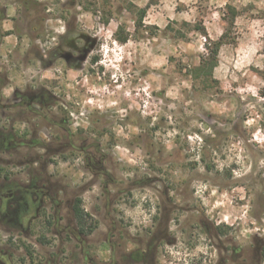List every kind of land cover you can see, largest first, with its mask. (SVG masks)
I'll list each match as a JSON object with an SVG mask.
<instances>
[{"label":"rangeland","instance_id":"374dc122","mask_svg":"<svg viewBox=\"0 0 264 264\" xmlns=\"http://www.w3.org/2000/svg\"><path fill=\"white\" fill-rule=\"evenodd\" d=\"M21 1L0 0L8 15L0 62L11 84L4 95L44 86L59 98L71 130L101 144L116 183L128 191L113 203L116 220L122 212L133 233L149 224L156 194L168 193L180 219L182 210H198L223 227L222 241L245 250L247 262L226 264H264V0H29L28 10ZM148 3L146 29L134 33L126 8ZM228 7L236 12L232 26ZM63 19L71 33L94 43L88 50L74 34L59 41L73 49L75 70L47 56L64 32ZM35 25L41 29L33 32ZM119 26L129 35L124 44L114 37ZM198 26L211 41L227 35L211 78L198 70L206 54ZM98 193L92 188L85 205L95 212L92 254L105 258L109 216ZM187 232L177 247H166L171 261L160 264H222L218 238L193 226Z\"/></svg>","mask_w":264,"mask_h":264},{"label":"flooded vegetation","instance_id":"af4514ba","mask_svg":"<svg viewBox=\"0 0 264 264\" xmlns=\"http://www.w3.org/2000/svg\"><path fill=\"white\" fill-rule=\"evenodd\" d=\"M21 2L28 10L29 0ZM6 12V6H0V52L8 36L4 37L2 26ZM62 21L64 32L47 56L75 70L80 62L73 60V49L58 47L60 40L74 34L66 19ZM39 27L33 26L32 31ZM74 35L87 40L88 50L94 45L89 35L80 31ZM76 44L82 46L81 40ZM7 70L0 62V234L7 235L0 239V264H160L166 257L171 261L172 251L166 247H177L191 226L220 240L214 248L222 264L247 262L245 250L227 238L222 241L223 227L214 226L203 213L182 210L186 214L180 219L176 214L180 209L168 193L161 199L156 194L158 207L149 224L132 233L122 212L116 220L117 211L112 209L128 191L125 183H116L110 155L89 134L71 130L59 98L44 86L12 87L4 95L11 86L4 74ZM95 186L96 200L105 202L109 216L105 258L92 254L95 212L85 205ZM175 222L178 227L172 230Z\"/></svg>","mask_w":264,"mask_h":264},{"label":"trees","instance_id":"16d2710c","mask_svg":"<svg viewBox=\"0 0 264 264\" xmlns=\"http://www.w3.org/2000/svg\"><path fill=\"white\" fill-rule=\"evenodd\" d=\"M150 3L147 4L145 8H138L134 6L133 4H128V8H126V11L132 16L134 23V33H137L141 29H146V27L143 24L144 18L146 16L147 8H149ZM228 14L230 15L229 18L225 19L228 25L232 26L234 23V19L236 16V12L232 10V8L228 7ZM110 16V14H109ZM261 20L263 21V27H264V13L261 14ZM168 29V26L166 27ZM194 31H197L200 35H202L205 40L206 44H204V49L206 51V54L202 57H200L199 67L198 70L201 71L204 75H206L207 78L212 77L213 70L217 66L218 63V53L220 47L226 43L227 35L226 33L222 34L216 41L209 40L207 33L202 26H198L196 28H193ZM115 40L119 42L120 44H124L128 41L129 35L123 30V27L119 26L117 28V31L114 33ZM262 55L264 56V32L262 37ZM94 63H96V59L93 60ZM262 79H264V70L261 73Z\"/></svg>","mask_w":264,"mask_h":264}]
</instances>
